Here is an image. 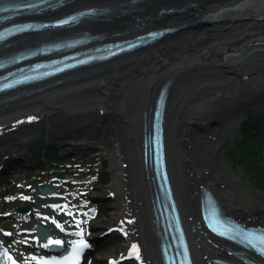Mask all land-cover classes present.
I'll use <instances>...</instances> for the list:
<instances>
[{"label":"bare ground","instance_id":"6f19581e","mask_svg":"<svg viewBox=\"0 0 264 264\" xmlns=\"http://www.w3.org/2000/svg\"><path fill=\"white\" fill-rule=\"evenodd\" d=\"M147 1L149 3L141 6L140 10H133L132 6H124L127 0H73L65 4L61 12L83 7H93L104 11L112 9L114 13L110 15L106 11L105 14L109 18L106 21L92 20L77 26L78 29L97 33L107 39L117 36V33H119L118 36L135 33L132 24L137 19L152 17L153 12L161 7L177 6L181 2L187 1L200 4V8H197L201 11L200 17L193 16L195 22L200 21L205 26L210 24L208 22L210 21L209 15L204 12H209L211 5L203 3L202 0ZM204 7L207 8L204 9ZM120 8L125 10L117 14L116 11H119ZM115 9L118 10L115 11ZM235 14L219 18L229 21ZM183 21H186V18ZM224 24H228V22ZM48 36L50 35L44 33L24 34L14 38L12 44L15 46L30 45ZM186 36H177L173 40L161 41L157 45L145 47L111 61L75 69L65 73L61 81L55 85L22 94L11 100H4L0 96V132L34 116L67 114L72 116V122L91 121L93 128L90 130L98 132L101 137L91 139H96L102 146V153L109 158L111 172V181L107 185L105 193L113 198L114 205L106 218L93 222L76 208L69 194H52L48 196L50 200L42 202L35 211L20 214L17 217L20 220L13 237L6 238L0 234V238L6 241L5 245L9 248L10 253L22 260V263H29L32 254L42 252V244L34 238V231L31 229L34 223H40L51 228L53 238L71 244L90 241L88 229L119 232L121 244L113 249L96 251L95 255L103 264H116L122 259L128 258L133 252H136L134 255L135 264H160L156 250L157 240L151 236L153 231L152 213L147 200L145 182L142 178V165L140 160L137 163V159L132 155L129 142L131 133L128 131L135 119L129 112V104L139 93V86L149 85L154 89L156 84L176 77V65L179 66L190 59L188 63H195L194 60L198 59L201 54H206L211 50L217 51L218 54L212 55L213 60L217 61L216 56L221 51L220 56L226 54L227 52L223 51L230 50V47H234V43L239 39L237 35L229 34L221 36L219 43H211V41L198 45L194 42L196 33H189ZM262 37H264L262 32L251 35L248 41L245 40V46L247 49L258 46L260 44H257L258 42H264ZM186 40H189L188 45L185 43ZM189 51L192 53L195 51L197 54L189 56ZM247 63L244 61L239 69L234 70L235 76L241 81L239 84H246L249 92L256 89V92L262 91L261 94H264V86L261 84L256 86L258 81L253 80V78H257L253 66L264 71V63L254 65ZM252 86L255 87L252 88ZM225 89L224 91L217 90L213 94L220 96L230 93L232 100L234 97H238L237 86ZM211 90L213 91V89ZM231 94L234 95L231 96ZM215 101L218 102L215 108H220V102ZM239 104L241 101L236 104V112ZM196 106L199 110L194 109L195 113L192 114L191 123L205 121L208 128L214 125V123L208 122L210 121L209 114L201 110L211 109L213 104L208 100ZM96 114L100 115L97 117ZM239 115L240 113L238 117ZM238 117L233 113L222 122L231 126V123L238 120ZM218 125L220 124L214 125L213 128H217ZM47 127L53 128V125L49 123ZM227 130L223 132L219 130L220 136L223 137V133ZM15 134L18 139V132L12 133V135ZM177 137L173 130L169 133V155L176 187L175 193L189 231L195 264H212L210 262L213 258L225 254L218 246L219 243L209 239L197 222L195 209L198 211L199 192L202 189H211L212 192H216V197L222 203L223 208L233 216L248 223L263 226L264 201L258 200L248 193L246 195L237 194L242 185L232 186L222 178L223 174L229 178L232 175L224 172L221 160L215 156L219 138H213L202 146L195 145L196 149L185 154V156L191 154L190 162L182 164L181 155L185 153V146H181L183 147L182 151L179 150ZM12 138L9 139L12 140ZM126 151L130 153L127 155ZM17 219L14 220L15 223Z\"/></svg>","mask_w":264,"mask_h":264},{"label":"water","instance_id":"95a60500","mask_svg":"<svg viewBox=\"0 0 264 264\" xmlns=\"http://www.w3.org/2000/svg\"><path fill=\"white\" fill-rule=\"evenodd\" d=\"M166 1L171 2L173 0ZM202 2L211 5L210 9L208 8L210 11L204 12V14L209 15V25L205 26L200 21L197 23L194 21V15L200 17L199 13H201V11L197 9L200 4L187 1L181 2L177 6L171 5L163 8L161 7L156 12H153L152 17L137 19L135 23L133 22V29L140 32V35L134 36L133 39H135L134 41L136 42H140L132 47V51L124 50L107 60L111 61L145 47L157 45L159 42L161 43V41L173 40L177 36L187 37L186 34L189 33H196L194 42L198 45L207 44L211 41V43H219L221 36H227L229 34H234L239 37L238 42L234 43V47H230V50L223 51L227 52L226 54L220 56L222 53L221 51V53L216 56L217 61L213 60L214 57L212 56L213 54H218L216 53L217 51L211 50L209 51L210 53L201 54L198 59L194 60L195 63H188L190 59L187 62L181 63L179 66L176 65V77L173 79L168 78L156 84L154 89H152V87L150 88L149 85L139 86V93L135 95L129 104V112L131 116L135 118L128 131V133H131L129 142L132 155L137 159V163L140 160L142 165V177L144 175V180L148 185L149 182L145 178L147 176L149 180L153 179L151 178L152 170L145 169L144 163L149 156V167H151L153 161L152 155L157 151V160H159L157 170L162 188L161 190L163 191H165L164 184L165 186L169 185L174 188V190L176 188L169 155V133L172 132V130L173 133L176 132L178 136L177 142L180 147L179 150L182 151L183 147L181 146H185V153L181 155V162L185 164V162H190L191 160L189 158L191 154L189 153V156L188 154L185 156V154L189 151L192 152L194 148L196 149L195 145L202 146V144L208 143L209 140L215 138V136L219 134V130L225 127V122L222 121H224L227 116H231V114L235 113L238 117L240 113L239 119L243 116L247 108L254 107L264 101V94H261L263 93L262 91L256 92V89H252V91L249 92L246 84H239L241 81L235 76L234 72V70L242 66L244 61L252 65L264 63V42H258L257 44L260 43L258 46L249 47L248 49L247 46H245V40L248 41L251 35L260 34L261 32L264 35V2L260 0H202ZM146 3H149V1L127 0L125 5H122L132 6L133 10H140V7ZM206 8L207 7H204V9ZM116 10L118 9H115V11ZM124 10L125 9L121 10L120 8L116 13H122ZM106 11L108 15L114 13L112 9ZM106 11L99 10L94 14H89L83 21H106L109 19L108 15L105 14ZM232 13L236 14L233 15L234 17H231L229 21L219 18ZM184 18H186V21H183ZM227 22L228 24H224ZM242 39L243 41H241ZM185 43L188 45L189 40H186ZM241 46L243 47L241 48ZM188 54L192 56V54L195 55L197 53H195V51L193 53L189 51ZM199 59L201 60L198 61ZM253 70H255L257 77L256 79L253 78V80L258 81H255L257 83L256 86H258V84L264 86V71L254 66ZM61 79L55 83L42 87V89L57 84ZM230 86L238 87V97L233 98V100H235L234 102L230 98V93L220 95L221 98H219L220 96H217V94H213L217 90L224 91L225 88L227 89ZM254 87L255 86H252V88ZM211 89H213V91ZM27 93L29 92H24L23 94ZM20 95H22V93L8 97L5 100H11ZM233 95L234 94H231V96ZM240 95L242 96L239 99ZM208 100L209 103L213 104V108L201 110L209 114L210 121L208 122H212L214 125L220 124L217 128H213L214 125L208 128L205 121L191 123L192 114L195 113L194 109L199 110L196 105L207 102ZM215 100L220 102V108H215L218 103ZM240 101L241 104H239L240 106L236 112V104ZM99 115L96 114L97 117ZM84 121L72 122V116L67 114L39 116L36 118L34 117L31 121H23L16 124L11 131L12 133L18 132V134H20L25 127H29L28 129L32 128L33 131V129H37L39 125L45 124V126H48L50 123L53 125V128H46L47 136H54L62 141L101 138L98 132H95L93 136L88 135L86 132H93L90 130L93 128L91 126L93 123L89 120ZM221 124L223 125L221 126ZM66 125L74 128H80L81 126L83 128L81 131L85 132L80 134H64L63 129ZM28 138L29 137H24L22 140L24 145H27L29 141ZM16 151H18V148L12 145V152L14 153ZM129 153L128 151L125 152L127 155ZM40 191L45 192L49 190H47V188H42ZM35 229L37 234L44 231V229L41 230V227L38 225L35 226Z\"/></svg>","mask_w":264,"mask_h":264},{"label":"rangeland","instance_id":"374dc122","mask_svg":"<svg viewBox=\"0 0 264 264\" xmlns=\"http://www.w3.org/2000/svg\"><path fill=\"white\" fill-rule=\"evenodd\" d=\"M264 103H259V106ZM252 114V122L256 125H258L260 131V136L258 137L259 141L262 142V146L259 150V156L261 158L260 170L264 172V109H261V111H252L250 108H247L243 116L236 120L234 123H231L232 126L228 128L226 132H224L223 139L219 140L218 144L216 145L215 155L221 160L222 162V168L224 172L229 173L231 178L227 177L226 174L222 175V178L229 182L232 186H241L242 188L238 190L237 194L239 195H246L247 193L250 195L255 196L258 200L264 201V178L262 176L256 178V179H249V174L245 171L246 167H244L245 164L242 162H230L227 157L224 156V151L228 147H233L235 151H239L241 148V145L239 144L240 136L238 134V128H241L242 123L247 118L248 115ZM219 119V117H218ZM237 123V124H236ZM241 124V125H240ZM56 127V126H54ZM60 127V126H59ZM29 127L23 128V132L17 135H12L9 133L7 135L8 137L0 136V147L7 146L8 144H11L13 142H19L22 143L24 137H29V140L38 138L41 133L46 129L49 128L45 126V124L39 125V127L35 130L32 128L28 129ZM83 128L80 126V128H74L72 126L66 125V127L63 129V133H71V134H80L84 133L85 131H81ZM22 131V130H20ZM81 131V132H80ZM88 135L93 136L95 132L88 131L86 132ZM257 134V132H255ZM27 134V135H26ZM3 137V138H2ZM12 138L9 139V138ZM29 143V141H28ZM27 143V144H28ZM19 144V143H18ZM20 145V144H19ZM62 146H57V149L54 151L55 153H58L61 160L63 161L62 164L68 165L67 168H63V170L57 173H62L67 176H72L74 172H84L78 170V167H84V168H91L96 167L98 168L95 170L92 174L91 181L84 182V183H78L74 187L69 183V187L71 188L70 192L72 196H74L75 200L73 202L77 206V209H82L85 207V204L90 203L89 208L86 212L90 215L91 221H97L101 220L107 217V214L110 213L111 209L113 208L114 201L111 196H109L107 193H105V190L107 189V185L111 181V174H108L109 170V164L106 160V156H103L100 158L98 152L96 150H91L84 148V154H77L78 150H75L76 153L71 154H65L66 151H63L61 149ZM7 147H5L6 149ZM10 148V147H8ZM26 147H24L25 149ZM256 148V147H255ZM74 149V148H73ZM9 150V149H8ZM66 150V149H65ZM5 150H2L0 153L3 154ZM21 157H23V160L17 162L15 165H13L14 169L17 170H25L27 169V165L30 163L37 162L41 160L42 162L43 157L41 155H31V153L25 151L22 153ZM95 157V158H93ZM93 160V161H92ZM100 160V163H99ZM56 166L55 169H59L60 167L57 165V162H52ZM98 163V164H97ZM63 166V165H61ZM42 168H45V166H42ZM234 175V176H233ZM4 176H8L9 180H13V177L7 172L4 174ZM31 178L35 177V180H30ZM84 176V175H83ZM22 182V186L19 188L17 185L11 186L12 182L8 181L6 187L7 189L4 191H0V228L7 229L8 232L13 233L15 230V224L14 220L17 218V215L19 214L16 212V208L24 205H29L32 210H35L38 208V206L42 202H48L49 198H42L40 196H36L37 193L34 190L35 185L39 183L46 182V179L44 178V175H39L33 171H31L27 177L20 179V183ZM57 184L64 185V179L57 182ZM29 187L27 190L26 188ZM3 188V187H1ZM16 191H22L24 193H28L31 197L26 198L23 196H16ZM62 193H67L68 191L62 188ZM195 209V208H194ZM193 209V210H194ZM195 214L197 218V222L199 223L200 220L197 216L196 209ZM92 215V217H91ZM89 217V216H88ZM99 230L90 231V234L97 236L99 234ZM120 233L117 231H114L111 234H108L104 238H102V247L105 248L104 250H109L116 248L119 244H121L120 239ZM221 247L220 245H218ZM103 264L101 260H97L96 264ZM120 264H135L133 260H124Z\"/></svg>","mask_w":264,"mask_h":264},{"label":"trees","instance_id":"16d2710c","mask_svg":"<svg viewBox=\"0 0 264 264\" xmlns=\"http://www.w3.org/2000/svg\"><path fill=\"white\" fill-rule=\"evenodd\" d=\"M252 114L248 115V118L242 123V127L240 128L241 138L239 144L241 148L239 151H235L233 147H228L225 154L228 156L231 162H242L245 164L246 169L251 173V176L254 178H258L262 176L264 178V172L260 170V156L259 150L261 148V142L259 141L258 125L252 122ZM51 142H54L52 140ZM44 136H41L39 139L35 140L28 147L29 151L33 152L32 149L36 148L41 152L45 151L47 159H50V150L48 148H44L43 145L46 144ZM256 147V148H255ZM2 175V173L0 174Z\"/></svg>","mask_w":264,"mask_h":264},{"label":"snow or ice","instance_id":"6c2138e0","mask_svg":"<svg viewBox=\"0 0 264 264\" xmlns=\"http://www.w3.org/2000/svg\"><path fill=\"white\" fill-rule=\"evenodd\" d=\"M55 243H56V244H60L61 242H60V241H55ZM86 246H87V245H86L83 241L80 242V247H86ZM80 247L74 248V252H75V253H78L79 250H80ZM133 247H135V246H133Z\"/></svg>","mask_w":264,"mask_h":264},{"label":"flooded vegetation","instance_id":"af4514ba","mask_svg":"<svg viewBox=\"0 0 264 264\" xmlns=\"http://www.w3.org/2000/svg\"><path fill=\"white\" fill-rule=\"evenodd\" d=\"M260 1L264 2V0H260Z\"/></svg>","mask_w":264,"mask_h":264}]
</instances>
